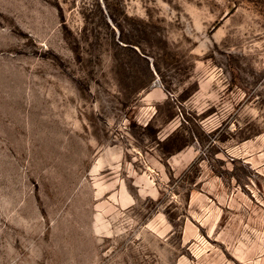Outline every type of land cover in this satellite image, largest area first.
I'll return each mask as SVG.
<instances>
[{"label":"rangeland","instance_id":"obj_1","mask_svg":"<svg viewBox=\"0 0 264 264\" xmlns=\"http://www.w3.org/2000/svg\"><path fill=\"white\" fill-rule=\"evenodd\" d=\"M0 264H264V0H0Z\"/></svg>","mask_w":264,"mask_h":264}]
</instances>
